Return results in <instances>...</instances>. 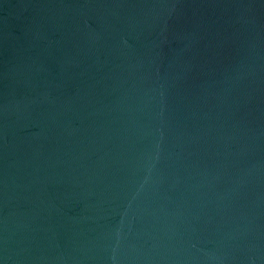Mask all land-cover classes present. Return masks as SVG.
Instances as JSON below:
<instances>
[{"label": "water", "instance_id": "water-1", "mask_svg": "<svg viewBox=\"0 0 264 264\" xmlns=\"http://www.w3.org/2000/svg\"><path fill=\"white\" fill-rule=\"evenodd\" d=\"M0 264H264V0H0Z\"/></svg>", "mask_w": 264, "mask_h": 264}]
</instances>
